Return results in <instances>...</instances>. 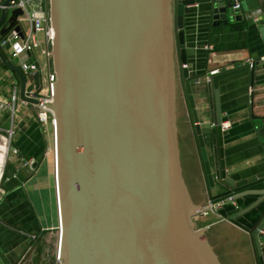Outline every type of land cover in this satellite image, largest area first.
Instances as JSON below:
<instances>
[{
    "label": "water",
    "instance_id": "water-1",
    "mask_svg": "<svg viewBox=\"0 0 264 264\" xmlns=\"http://www.w3.org/2000/svg\"><path fill=\"white\" fill-rule=\"evenodd\" d=\"M202 4L210 5L215 26L243 18L235 0H50L57 80L52 102L44 106L54 118L60 264H221L205 231L192 224L210 206L194 203L185 180L179 84L210 187L218 181L237 190L264 180V173L229 178L219 94L222 80L243 73L251 74L253 89L256 64L219 72L208 82L215 113L213 171L193 93L189 57L196 51L187 47L184 31L189 8ZM22 15L16 10L8 18L3 10L0 37ZM260 33L264 38V26ZM0 60L18 77L21 100L40 106L31 94L41 90V74L29 85L1 49ZM260 135L264 143V128ZM250 195L260 199L245 214L264 202V190L227 202ZM263 230L264 219L254 233L261 264Z\"/></svg>",
    "mask_w": 264,
    "mask_h": 264
},
{
    "label": "crops",
    "instance_id": "crops-1",
    "mask_svg": "<svg viewBox=\"0 0 264 264\" xmlns=\"http://www.w3.org/2000/svg\"><path fill=\"white\" fill-rule=\"evenodd\" d=\"M242 20L227 26L213 25L210 5L191 7L185 20L186 43L196 55L189 57L193 74V93L200 125L203 130L213 171L216 170L214 120L211 93L205 80L212 71L238 69L256 64L255 85L251 88V74L243 73L220 82L219 94L224 130V148L227 174L234 181H242L264 173V143L260 131L264 128V38L260 33L264 26V0L241 1ZM246 5V7H245ZM2 11H0L1 18ZM9 18V15H8ZM244 22L245 30L234 32L232 25ZM7 23V21H6ZM24 34L29 26L23 22ZM229 36V37H228ZM228 37V39H225ZM37 48L33 54L39 66L42 83L54 73L52 46L44 34L37 35ZM1 62V60H0ZM3 64V63H2ZM199 83V84H196ZM20 90L19 79L0 63V101L11 102L14 90ZM179 129L184 176L191 197L196 205L223 202L216 213L200 215L193 219L195 230H204L206 238L221 264H261L254 233L264 219V202L248 213L244 210L259 201L260 196L250 195L235 202L230 197L244 191L264 190V180L251 183L240 189H228L218 181L211 188L205 175L201 152L191 122L182 84H179ZM37 107L19 103V129L15 146L22 156L39 160L36 171L26 170L27 178L7 190L0 202V264H23L29 243L34 234L42 235L49 224L39 219L40 199L45 191V182L39 177L44 161L51 162V182L55 186L58 226L60 227L59 202L55 175L54 128L51 122L42 124L37 117ZM10 128L9 113L0 110V129ZM0 133V173L7 142ZM13 166V165H12ZM19 165H16L15 169ZM45 179V178H44ZM48 184V183H47ZM263 248L264 238L262 237Z\"/></svg>",
    "mask_w": 264,
    "mask_h": 264
},
{
    "label": "built area",
    "instance_id": "built-area-1",
    "mask_svg": "<svg viewBox=\"0 0 264 264\" xmlns=\"http://www.w3.org/2000/svg\"><path fill=\"white\" fill-rule=\"evenodd\" d=\"M6 1L7 0H0V11L6 10L10 16L12 12L21 10L23 15L18 18L17 24L5 36L0 37V49L24 72L28 84L32 85L35 81V74H41L39 66L33 59V54L37 48V35L44 34L51 46L54 39V30L50 19V0H11L8 5H5ZM234 8L241 10V0H235ZM23 22H26L29 26L28 34L23 33ZM6 25L8 26L9 24L6 23ZM16 27L21 29L20 32L16 30ZM249 64L252 67L254 62L249 61ZM219 72H222V70L217 69L212 71L207 75L205 80L210 82L211 76ZM56 80L57 77L55 73L50 74L45 83H42L41 76V90L31 94V97L39 99L42 102L40 106H36L38 107L37 117L39 122L42 124L51 122L53 128V114L44 106V103L52 102L53 84L56 83ZM20 102V90L18 88L14 90L11 102L4 103L0 101V110L8 112L10 118V128L7 130L0 129V133L5 134L4 137L7 142L4 162L0 173V202L8 193L5 186L2 187V183L6 180L5 171L8 163H10V165H19L20 168H26L31 173L35 172L37 167L36 160L22 156L21 152L14 144L19 129L18 109ZM226 128H228V126L223 124V129L226 130ZM13 178H17V175L15 174ZM208 205L210 207L202 214L204 216H208L210 213H216L223 205V202L215 203L210 200ZM261 236L264 238V230L261 232Z\"/></svg>",
    "mask_w": 264,
    "mask_h": 264
},
{
    "label": "rangeland",
    "instance_id": "rangeland-1",
    "mask_svg": "<svg viewBox=\"0 0 264 264\" xmlns=\"http://www.w3.org/2000/svg\"><path fill=\"white\" fill-rule=\"evenodd\" d=\"M51 52L52 51H50V53ZM42 158L43 155L39 156L38 159H35L36 163L39 164L38 162ZM15 167V164L12 166L10 163H8V166L6 167V180L4 183H2V187L5 186L6 190H9L14 185H20L25 180V178H27V175H29L25 173L27 170L26 168L19 167L17 168L18 170H16ZM50 167L51 162L49 161V158L48 161L45 160L44 163L39 167L40 179L42 181L44 180L48 184H45V191L40 196L41 208L38 210V215H40L39 219L43 224H49L50 228L42 233V235L34 234L33 238H30L29 243H33V248L27 251L23 264H60L57 258L59 246V226L56 209V193L53 180L51 182ZM15 174L17 175V178H13Z\"/></svg>",
    "mask_w": 264,
    "mask_h": 264
},
{
    "label": "trees",
    "instance_id": "trees-1",
    "mask_svg": "<svg viewBox=\"0 0 264 264\" xmlns=\"http://www.w3.org/2000/svg\"><path fill=\"white\" fill-rule=\"evenodd\" d=\"M230 26V25H229ZM245 28H246V24L244 23V22H241V23H239V24H235V25H232L231 26V29H232V31H234V32H242L243 30H245ZM229 37V36H228ZM228 37H226L225 39H228ZM1 63V65H3L2 64V62H0ZM3 67H5L4 65H3ZM6 68V67H5ZM16 78L18 79V77L16 76Z\"/></svg>",
    "mask_w": 264,
    "mask_h": 264
},
{
    "label": "bare ground",
    "instance_id": "bare-ground-1",
    "mask_svg": "<svg viewBox=\"0 0 264 264\" xmlns=\"http://www.w3.org/2000/svg\"><path fill=\"white\" fill-rule=\"evenodd\" d=\"M3 162H4V159H3ZM3 162H2V166H3Z\"/></svg>",
    "mask_w": 264,
    "mask_h": 264
}]
</instances>
